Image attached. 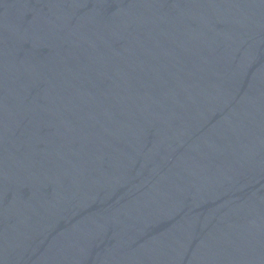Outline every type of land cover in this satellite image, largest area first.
<instances>
[{
	"label": "water",
	"instance_id": "obj_1",
	"mask_svg": "<svg viewBox=\"0 0 264 264\" xmlns=\"http://www.w3.org/2000/svg\"><path fill=\"white\" fill-rule=\"evenodd\" d=\"M0 264H264V0H0Z\"/></svg>",
	"mask_w": 264,
	"mask_h": 264
}]
</instances>
